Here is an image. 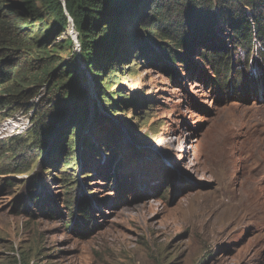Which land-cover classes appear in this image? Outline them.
Here are the masks:
<instances>
[{
  "label": "rangeland",
  "instance_id": "374dc122",
  "mask_svg": "<svg viewBox=\"0 0 264 264\" xmlns=\"http://www.w3.org/2000/svg\"><path fill=\"white\" fill-rule=\"evenodd\" d=\"M45 1L56 8L42 12ZM196 3L140 0L119 68L93 93L81 34L61 6L0 0V68L10 70L0 81V264H264V220L236 205L264 165V37L251 3L230 5L252 27L244 43L219 0L207 20ZM148 15L157 23L139 22ZM164 27L187 32L186 46ZM44 31L45 51L28 50ZM25 37L33 67L6 61L8 43ZM46 72L86 85L81 109ZM51 115L58 121L45 127ZM259 180L264 191V172Z\"/></svg>",
  "mask_w": 264,
  "mask_h": 264
},
{
  "label": "trees",
  "instance_id": "16d2710c",
  "mask_svg": "<svg viewBox=\"0 0 264 264\" xmlns=\"http://www.w3.org/2000/svg\"><path fill=\"white\" fill-rule=\"evenodd\" d=\"M149 1V5L150 2L152 0H148ZM195 1V0H194ZM204 2H199L196 3L197 5H199L201 11V13H203L204 17L206 20L210 14V11H214V9L216 8H211L210 3L211 0H203ZM219 6L220 8L224 10V12L222 11V15H220L219 17L222 18V16H225V13L228 14L229 16V20L232 21V28L235 30V33L233 32L232 35V39L234 40V37L238 40L241 41L242 43L247 42L248 40H251V30L252 27L249 23L248 20H245V18L243 19L242 14H243V9L239 8V6L237 7V10L234 11V7L230 6L231 2H235V0H219ZM245 1L247 4L251 3L253 6V9L256 10V13L254 15V21L256 23V29H258V35L259 37L263 38L264 37V2L262 0H243ZM54 2L56 3V5L58 7H60V3L58 0H54ZM84 0H77L76 1V10L74 12H72L71 16L73 18V22L77 25V28L79 29V32L81 34V39H82V43H83V59L85 60L86 63H88L89 65L92 66V61H93V57L92 55L88 54L87 52V44L86 43H90L89 39L92 38L95 35H99V31L101 33V31L103 33H108V34H114L115 36H117L118 39H122V37L124 38L125 36H131L129 33H127V31H125L123 29V25L125 23V21H129L130 19V24L132 23V17L133 15L136 14V12L138 11V7H139V2L140 0H88V5H85ZM156 3V0H155ZM152 4V3H151ZM208 4V5H207ZM53 4H50L49 2H44V8L42 10V12L47 9H54L56 7H54ZM116 6H119L121 10H125L124 14L120 17H111L109 16V12L111 10H113L114 8H116ZM259 6V11L257 10V7ZM68 7V5H67ZM69 8V7H68ZM119 9V10H120ZM191 9V8H190ZM159 13H161V11L163 10L162 7H158L156 9ZM146 12V11H145ZM145 12H143V14H145ZM196 12V11H195ZM234 13V15H233ZM66 17V16H65ZM45 18L44 14H38L37 15V19L38 20H43ZM16 21H19V24H24L25 23V19L24 18H16ZM86 19H88L91 24H89ZM153 23H157L154 19V17L148 15L145 17V19L143 20L140 19L139 22L144 23V25H148L150 22ZM70 21V20H69ZM219 25L221 24V21H219ZM230 24V22H228ZM138 23L133 24L134 26H136ZM159 27V26H158ZM204 28H206V26H203ZM202 27V28H203ZM225 27V26H224ZM20 28H22L20 26ZM201 31L202 34H205L206 29H204ZM208 28V25H207ZM230 28V27H228ZM230 28V29H232ZM160 30V29H159ZM160 31H163L165 33V37H167L168 39L172 38L175 42H177V45H182V46H186V42L188 41L187 38V32L185 33H177V36L179 38H177L173 33L168 32V29H166L164 27V29H161ZM44 36L41 37L40 41L38 42V48L35 49L33 47H27L28 50H31L32 52H39L42 54L43 51H45V47L46 45L43 46V44H47L46 40L48 39V36L50 37V31H44ZM220 32H224V30ZM135 32L132 31L131 34L133 35ZM235 35V36H234ZM34 38H37L36 36H33ZM38 39V38H37ZM264 40V39H263ZM25 43H26V37L21 39L19 42H9L8 45L9 47H7L8 50V54L7 57L8 59L6 61H11V62H16V60H23V62L27 63V60L30 62H33V60L30 59V55H28V53L25 51ZM188 43V42H187ZM30 45V44H29ZM217 47V45H215ZM143 49V46L141 47ZM163 51L168 55V57H170L172 60H177L178 59V55L174 52H172L171 50H167V48L162 47ZM226 50V47H223L222 53ZM227 52H229V49H227ZM170 54V55H169ZM219 57H221V54L219 55ZM14 62V63H15ZM36 64V62H33L31 64V66L33 67ZM118 69L117 65H115V67L109 72L111 73L112 71ZM2 73L0 72V81L1 80H5L7 79V76L10 74V70H1ZM64 71V70H62ZM61 71V74H63ZM108 73V74H109ZM107 77V76H106ZM59 78V76L53 75V72H46L45 76H44V80L46 82H48L49 84H52V86H56V89L59 88L60 85L63 84V80L65 78H61L59 81L57 80ZM0 85H4V84H0ZM62 88V86H61ZM13 89L12 90H7L5 93L7 94H13ZM66 94H70V96L72 98H78V103L75 104H71L73 106V108H75V111L81 109V104L79 102L80 99L82 100L84 97H78L76 96V94L74 92H70L69 90L65 91ZM53 93H57V90H55ZM15 97H17V93L15 94ZM84 100V99H83ZM66 103V102H65ZM70 103L67 102L65 106H61V109H65L67 106H69ZM43 112H39L38 113V120L36 119V125L37 127L40 129V123L41 120L43 118ZM59 119V118H58ZM57 120V116L55 115H51L50 119H49V123L45 125V127H49L50 125H53ZM58 121V120H57ZM43 125V124H42ZM43 128V127H42ZM42 137V135H41ZM18 141L20 142V147L23 146H27L28 143L27 142H22V136H18ZM71 161H68V164H70Z\"/></svg>",
  "mask_w": 264,
  "mask_h": 264
},
{
  "label": "water",
  "instance_id": "95a60500",
  "mask_svg": "<svg viewBox=\"0 0 264 264\" xmlns=\"http://www.w3.org/2000/svg\"><path fill=\"white\" fill-rule=\"evenodd\" d=\"M82 40V39H81ZM90 43L87 44V52L93 57V80L94 85L90 83V92H96L95 89L101 86L104 78L108 75V73L117 65L119 68V62L116 59V54L118 50V42H121L120 39L117 38L114 34L105 35H95L89 39ZM75 65V64H74ZM69 90L70 92H74L76 96H85L89 95V91L85 86H80V84H76V80L73 79L70 82H66L62 85V88ZM104 100L107 101L106 94L103 91ZM112 103V102H107ZM113 104L109 109H113ZM118 122V121H117ZM119 124V122H118Z\"/></svg>",
  "mask_w": 264,
  "mask_h": 264
},
{
  "label": "bare ground",
  "instance_id": "6f19581e",
  "mask_svg": "<svg viewBox=\"0 0 264 264\" xmlns=\"http://www.w3.org/2000/svg\"><path fill=\"white\" fill-rule=\"evenodd\" d=\"M67 5V0H61ZM69 11V10H68ZM65 7V14L70 20L72 17L71 14L68 13ZM264 172V165L262 166L259 175L255 179H251L247 182L246 185L241 189L239 193L238 203L236 204L238 207L242 209V212L246 214H259L258 217L264 220V191L262 187L258 186L259 184V177ZM257 217V218H258Z\"/></svg>",
  "mask_w": 264,
  "mask_h": 264
},
{
  "label": "clouds",
  "instance_id": "9594fccd",
  "mask_svg": "<svg viewBox=\"0 0 264 264\" xmlns=\"http://www.w3.org/2000/svg\"><path fill=\"white\" fill-rule=\"evenodd\" d=\"M59 1V3H60V6H61V8H62V11H63V13H64V16H66V14H65V7H66V10L68 11V13L69 14H72V12L70 11V9L66 6V4L64 3V1H61V0H58ZM66 18H67V16H66ZM67 21H68V23L70 24L72 21H73V18L71 19L70 18V21L68 20V18H67Z\"/></svg>",
  "mask_w": 264,
  "mask_h": 264
}]
</instances>
